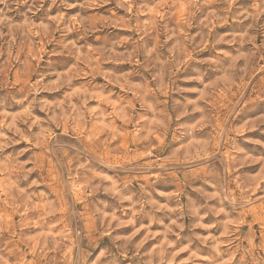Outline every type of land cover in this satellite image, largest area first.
<instances>
[{
  "label": "rangeland",
  "instance_id": "374dc122",
  "mask_svg": "<svg viewBox=\"0 0 264 264\" xmlns=\"http://www.w3.org/2000/svg\"><path fill=\"white\" fill-rule=\"evenodd\" d=\"M0 264H264V0H0Z\"/></svg>",
  "mask_w": 264,
  "mask_h": 264
}]
</instances>
